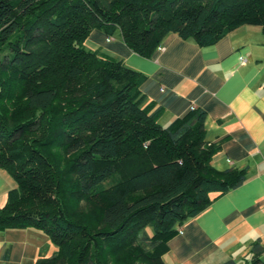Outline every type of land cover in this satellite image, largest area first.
Listing matches in <instances>:
<instances>
[{"label": "trees", "instance_id": "trees-1", "mask_svg": "<svg viewBox=\"0 0 264 264\" xmlns=\"http://www.w3.org/2000/svg\"><path fill=\"white\" fill-rule=\"evenodd\" d=\"M246 24L264 33V0H0V168L15 180L0 231L46 233L57 249L37 264H167L180 226L248 168L214 166L204 109L163 126L147 75L85 42L120 32L150 58L169 33L207 47Z\"/></svg>", "mask_w": 264, "mask_h": 264}, {"label": "crops", "instance_id": "crops-1", "mask_svg": "<svg viewBox=\"0 0 264 264\" xmlns=\"http://www.w3.org/2000/svg\"><path fill=\"white\" fill-rule=\"evenodd\" d=\"M152 57L130 50L120 32L94 29L89 49L103 48L112 57L147 75L142 90L162 105L163 126L194 108L207 112V138L222 144L214 156L218 169L248 168L239 187L216 199L205 211L187 219L169 242L167 264H249L253 244L264 248V33L242 25L214 45L169 33ZM15 180L0 168V206ZM57 248L42 230L0 231V264H37ZM264 260V250L261 254Z\"/></svg>", "mask_w": 264, "mask_h": 264}, {"label": "rangeland", "instance_id": "rangeland-1", "mask_svg": "<svg viewBox=\"0 0 264 264\" xmlns=\"http://www.w3.org/2000/svg\"><path fill=\"white\" fill-rule=\"evenodd\" d=\"M85 47L87 48V49H89V38L86 40V42H85ZM99 51L100 52H102V53H106L107 54V52H106V50H103V48H101V49H99ZM116 59H120V58H118V57H115ZM51 243L53 244V246H55L56 247V245L51 241ZM57 248V247H56Z\"/></svg>", "mask_w": 264, "mask_h": 264}, {"label": "built area", "instance_id": "built-area-1", "mask_svg": "<svg viewBox=\"0 0 264 264\" xmlns=\"http://www.w3.org/2000/svg\"><path fill=\"white\" fill-rule=\"evenodd\" d=\"M159 49H160V50H162V49H163V47H162V46H160V47H159Z\"/></svg>", "mask_w": 264, "mask_h": 264}]
</instances>
